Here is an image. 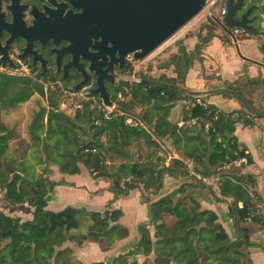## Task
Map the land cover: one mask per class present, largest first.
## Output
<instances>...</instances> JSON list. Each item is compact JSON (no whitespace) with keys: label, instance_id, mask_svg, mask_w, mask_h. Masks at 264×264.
Returning a JSON list of instances; mask_svg holds the SVG:
<instances>
[{"label":"trees","instance_id":"16d2710c","mask_svg":"<svg viewBox=\"0 0 264 264\" xmlns=\"http://www.w3.org/2000/svg\"><path fill=\"white\" fill-rule=\"evenodd\" d=\"M222 2L223 7L226 6L227 0ZM229 29L227 36L233 34L234 29ZM214 36L213 31L205 36L200 34L201 42L194 52L180 48V55L171 62L176 63L178 78L172 80V77L162 75L157 81L151 79L147 83L121 81L110 84L118 111L140 116L150 126V132L140 126H126L125 117L119 113L106 119L89 103L77 110L74 118L57 107L48 110L43 107L30 123L28 130L33 146L41 147L46 154L40 162L53 161L71 174L80 173L82 167H86L95 177L111 180V188L117 196L127 195L141 185L144 189L158 191L163 187L166 174L183 180L172 192L157 200H148L150 221L139 225L141 237L133 249L116 255L111 263L99 261L93 264H129L128 258L132 255L149 257L151 254L156 256L153 264H252L248 247L253 243L248 229L240 225L251 212L244 187L225 173L220 176L223 179L221 193L234 197L230 214L242 236L236 241L217 222L218 215L201 206L204 191L211 188L203 178L219 173L233 159L249 156L235 136L236 124H254L242 111L223 113L212 104L198 102L200 94L187 92L181 86L193 64L195 52L202 50ZM127 87L131 89L127 91ZM36 92L46 95L44 83L31 78L2 77L0 98L9 95L0 107L14 106L30 99ZM119 95L131 97L125 100ZM182 100L191 103L190 108H183V113L188 115L186 119L197 120L192 127H178L170 119L172 109ZM49 104L56 105L54 97H49ZM137 107L141 109L135 111ZM96 120L100 123L96 124ZM12 136L13 132L0 117V159ZM166 137L173 140L174 146L184 144L186 159L173 158L167 164L166 157L157 156L158 150L163 151L159 141L164 144L162 140ZM141 140L146 141L147 149L140 157L132 160L131 156L128 161L115 163L118 156H129L128 149ZM64 148L67 151H63ZM87 148L97 151L86 152ZM55 150L59 152L56 158L51 155ZM25 161V156L19 160L11 157L0 160V187L8 204L28 203L34 208L33 217L28 220L0 210V264H80L73 257V249L63 247L66 242L83 246L95 241L103 249H109L129 236V228L121 222L124 214L121 209L88 211L72 206L60 211L48 209L47 195L56 183L43 174L32 179ZM47 172L45 168L44 173ZM239 200L245 201L243 207H239ZM152 229H155L154 234Z\"/></svg>","mask_w":264,"mask_h":264},{"label":"crops","instance_id":"0c3cea01","mask_svg":"<svg viewBox=\"0 0 264 264\" xmlns=\"http://www.w3.org/2000/svg\"><path fill=\"white\" fill-rule=\"evenodd\" d=\"M215 1V0H213ZM216 4L208 10L206 30L213 31L215 36L202 47V50L195 52L192 66L187 71L184 83L181 86L187 92L200 94V101L204 104H212L223 113L241 112L249 117L254 124L244 125L238 122L235 136L239 145L249 155L250 164L246 167H237L231 171L221 170L219 173L208 177L206 183L211 188L204 191L201 198L202 209L214 211L219 222L227 231L233 241L241 238L240 228L235 224L230 214V206L234 197L221 193L222 180L217 178L224 174L234 182H238L244 188L246 201L250 203L249 216L240 225L249 231L252 246L248 247L249 257L252 264H264V0L245 4V11L253 8L250 18L254 21V32L234 35L224 30L219 21L220 11L223 7L222 0L215 1ZM220 5L219 11L214 8ZM241 14L239 13L238 16ZM217 18V19H216ZM215 22L219 23L215 28ZM207 32V33H208ZM200 34L206 35L202 30ZM200 37L193 41L194 52L196 45L200 43ZM182 48V47H181ZM186 50V49H185ZM189 52V53H191ZM187 100L180 101L171 111L170 119L177 123L178 127L196 125V119H186L183 108L189 107ZM190 108V107H189ZM139 110V109H138ZM236 117L238 114L235 115ZM162 150L156 152L157 156L166 157L169 164L173 158L186 159V152L183 145L174 146L171 138L162 140ZM147 149L145 140L133 144L129 149V156L117 157L115 163L137 159ZM155 158V157H154ZM119 159V160H117ZM157 159V158H155ZM47 173H42L52 182L56 183L53 191L47 195L48 209L60 211L72 206L84 208L88 211H105L108 208L121 209L123 216L122 224L129 228V236L118 240L109 249H103L98 242H86L78 246L70 241L64 244L74 251V258L85 264L81 254L83 251L92 250L99 259L94 262L104 261L105 258L114 259L120 253H127L135 247L140 240L139 225L150 221L149 202L143 200L144 193L152 201L157 200L172 190L177 189L182 183L181 178L170 174L164 176L163 187L158 191L144 189L143 186L130 190L127 195L117 196L111 188L112 181L102 177H95L86 167L77 174L64 172L60 164L50 165ZM13 178V176H12ZM4 191L0 187V210L10 216H19L23 220L32 219L34 208L28 203L8 204L4 198ZM245 201L239 200V207L244 206ZM93 262V263H94ZM92 263V264H93ZM79 264V263H74Z\"/></svg>","mask_w":264,"mask_h":264},{"label":"water","instance_id":"95a60500","mask_svg":"<svg viewBox=\"0 0 264 264\" xmlns=\"http://www.w3.org/2000/svg\"><path fill=\"white\" fill-rule=\"evenodd\" d=\"M64 1L66 5L70 3L80 9L78 13L70 9L66 13L60 10L55 14V42H70L61 51L73 55L66 68L76 64L78 55L75 49L83 46L81 55L90 62L88 68L97 76L96 87L90 89L89 93L97 94L105 105L112 106L114 101L106 82L115 84L117 80H125L121 70L128 58L132 56L142 60L153 54L206 8L211 0ZM245 2L227 0V14L223 21L218 20L224 30L254 28V19L250 18L253 8L245 11ZM62 5L57 4V7L61 8ZM91 49L94 53L89 52ZM142 81L149 82L147 79ZM89 83L90 77L85 74V78L72 88L78 90Z\"/></svg>","mask_w":264,"mask_h":264},{"label":"rangeland","instance_id":"374dc122","mask_svg":"<svg viewBox=\"0 0 264 264\" xmlns=\"http://www.w3.org/2000/svg\"><path fill=\"white\" fill-rule=\"evenodd\" d=\"M211 1L209 2L206 8H204L195 18H193L189 23H187L179 32H177L167 42H165L162 46H160L157 50H155L153 54H150L148 57L142 60H136L131 56L130 57L131 63L129 67L130 69L126 70L125 72H122L124 74L123 79L125 80H117L115 84H119L121 81H128L130 84H133L136 82H141L143 80V77H146L147 80L152 79L157 81L162 75H166L169 78L172 77L171 78L172 80L178 78V73L175 70L176 63H171V62L176 60L175 57L177 55H180L181 47H184L186 51L191 50L194 47L193 41L195 42L197 41L198 36L200 35L202 30L206 35H208L207 33L208 31L206 30V25H208L207 24L208 20L206 21V18L208 17L209 8L214 5L211 4ZM256 1L257 0H252V2H256ZM248 2L249 0H246L245 4H247ZM219 8L220 5L218 4L216 8H214V11L218 12ZM218 24L219 23L215 22L213 25L216 28L219 26ZM247 32L249 31H247V29H244V34H246ZM201 35L205 36L203 34ZM199 41L201 42L200 39ZM33 80L42 82L41 80H37V79H33ZM111 85L109 86V89L113 95L114 91H111V87H112ZM44 86H45V94H46L45 96H42L41 94L36 92L31 97H29L30 99L26 101L17 102L16 105L10 107H0L1 121L7 126L9 130L13 132V136L8 142L5 155L0 160L2 161L4 158L7 159L9 157L19 160L25 156L26 157L25 163L27 164L30 170L28 175L32 179L42 174L45 171V168L48 170L50 169L49 168L50 165L54 166V164H56L53 161L48 162V164L40 162L42 161V159L46 158V154L44 153L43 150L41 151V147L33 146V142L31 140L28 129L35 114L38 113L43 107H45L47 110L50 109V107L52 109H55L57 107L59 108V111L63 112L68 117L74 118L76 111L79 110V109L72 110L69 108L63 110L61 108V102L63 100H66L67 98L66 96L67 95L68 97L70 96L69 92L74 90L72 87L64 86L59 82H54L53 80L45 81ZM130 89H131L130 87H127V91H129ZM64 91H68V93H65ZM7 95H4V97H2L3 99L0 98V106L2 101L6 99L5 97H7ZM50 96L54 97V100H56L55 106L54 105L50 106L49 104ZM88 96L90 98L89 100L81 99L80 101H82L84 104L89 103L93 105V107L98 105L101 101L99 99V96H97V94L89 93ZM119 97L125 100H129L131 96L123 97L119 95ZM112 99L114 101L113 96ZM68 103L69 101L66 100V104ZM189 107H191V103ZM138 109L141 108L137 107L135 108V111H137ZM145 110L146 107L144 108V111ZM145 125L146 128L144 129L150 132L151 131L150 126L146 122ZM53 141L54 140H52L51 143H53ZM62 150L67 151L66 148ZM61 153L64 154L63 152ZM51 155L52 157L56 158L59 156V152L55 150L52 152ZM143 200L148 201L151 199H149L148 195L144 193ZM152 233L153 234L155 233V229H152ZM91 251L92 250L90 249L83 251V254L79 256L82 258L85 264H92L94 261L101 258L98 255H95V253ZM120 254H124V253H120ZM155 257L156 256L154 254H151L149 257L144 255H132L131 257L128 258V260H129V264H133L135 262L137 264H144L145 262H147V264H153ZM105 260L111 263L114 259L109 258L108 260V258H105Z\"/></svg>","mask_w":264,"mask_h":264},{"label":"flooded vegetation","instance_id":"af4514ba","mask_svg":"<svg viewBox=\"0 0 264 264\" xmlns=\"http://www.w3.org/2000/svg\"><path fill=\"white\" fill-rule=\"evenodd\" d=\"M63 3L61 8L57 4ZM64 0H0V78H31L59 82L72 87L90 77L91 90L96 87L97 76L89 70V63L81 55L82 48H76L74 65L71 53L61 51L70 42H55V14L57 11L73 9ZM94 53L93 49L89 50ZM58 59L60 64H58ZM128 58L121 72L127 70ZM110 82H106L107 87ZM113 85V84H112Z\"/></svg>","mask_w":264,"mask_h":264},{"label":"built area","instance_id":"2783aa9c","mask_svg":"<svg viewBox=\"0 0 264 264\" xmlns=\"http://www.w3.org/2000/svg\"><path fill=\"white\" fill-rule=\"evenodd\" d=\"M216 1V0H215ZM215 1H212L211 4H215ZM227 6L222 7L221 11H220V15L219 17L221 18V20L223 21L224 16L227 14ZM233 33L234 35H238V34H242L244 32V29H242L241 27H235L233 28ZM130 58V57H129ZM91 89V85L88 84L86 86H84L81 89L78 90H73L71 92H69V97L68 95L66 96V100L69 101L68 104H66V100H63L61 102V108L63 110H65L66 108L72 109V110H77V109H81L84 106V103L82 101H80L81 99H87L89 100V91ZM65 93H68V91H64ZM94 99V98H93ZM198 102H201L200 99L198 98L197 100ZM93 106V105H92ZM99 112H101L104 117L106 119L111 118L112 115H117L118 113L120 115H123L125 117V125L126 126H140L142 128H146L145 122L142 120L141 117H139L138 115L126 112V111H118L116 103H114L112 106H108L105 105L102 101H100V103L98 105L95 106ZM96 124L100 123V120H96L95 121ZM209 124L205 125L207 128ZM86 152H96L97 149L93 148V149H89L87 148L85 150ZM250 164L249 158L245 155V156H241L239 158L233 159L232 161L226 163L223 166V170L225 171H231L234 168L237 167H246ZM199 176V175H198ZM199 178H201V176H199ZM222 178L218 177L217 180H221ZM204 181L207 182L208 178H203Z\"/></svg>","mask_w":264,"mask_h":264}]
</instances>
